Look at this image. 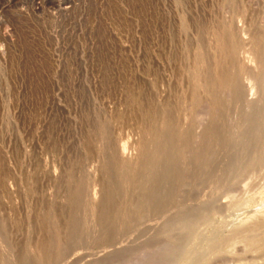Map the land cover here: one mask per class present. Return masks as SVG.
Instances as JSON below:
<instances>
[{
	"label": "rangeland",
	"instance_id": "1",
	"mask_svg": "<svg viewBox=\"0 0 264 264\" xmlns=\"http://www.w3.org/2000/svg\"><path fill=\"white\" fill-rule=\"evenodd\" d=\"M262 122L264 0H0V264H264Z\"/></svg>",
	"mask_w": 264,
	"mask_h": 264
},
{
	"label": "bare ground",
	"instance_id": "2",
	"mask_svg": "<svg viewBox=\"0 0 264 264\" xmlns=\"http://www.w3.org/2000/svg\"><path fill=\"white\" fill-rule=\"evenodd\" d=\"M199 55H200V53H199ZM201 57V56H200ZM206 80V79H205ZM208 82V81H207ZM263 89V88H262ZM248 90V89H247ZM248 93V92H247ZM248 98V97H247ZM252 101V100H251ZM249 102H250V99H249ZM247 105V104H246ZM262 118V117H261ZM263 124H264V122H262ZM261 123V124H262ZM256 130V129H255ZM262 130V129H261ZM256 136H258V134H255ZM263 136V135H262ZM264 138V137H263ZM261 139V138H260ZM257 140V139H256ZM263 140V139H262ZM260 142H263V141H261L260 140ZM253 143V142H252ZM255 143V142H254ZM259 144V143H258ZM258 144H257V146H258ZM259 146H262V147H264V142L262 143V144H259ZM252 147V146H251ZM254 147H256V146H254ZM256 148H258V147H256ZM251 149V148H250ZM259 149H261V147L259 148ZM263 149V148H262ZM261 149V150H262ZM261 150H259V151H261ZM251 151V150H250ZM258 150H257V152H255V153H257L258 154V152H259ZM253 152V151H252ZM260 153V152H259ZM261 154H262V156H261ZM121 158H126L127 157V155H126V152H125V150H123L122 152H121ZM260 158H259V160L257 161L259 164H263L261 161L264 159V149H263V151H261V153H260ZM255 157H257V156H255ZM259 157V156H258ZM257 157V158H258ZM250 159V158H249ZM128 160H130V159H128ZM250 160H252V159H250ZM129 162V161H128ZM250 162V161H249ZM256 162V161H255ZM261 162V163H260ZM251 163H252V161H251ZM258 163H257V165H258ZM253 167L254 166H256V164L255 165H252ZM261 167V166H260ZM256 168V167H255ZM247 173V172H246ZM243 174V173H242ZM240 178V177H239ZM246 181V180H245ZM249 181H252V180H249ZM252 188V187H251ZM253 189V188H252ZM248 193V192H247ZM253 217V216H252ZM258 217V216H257ZM251 219V218H250ZM255 219V221H256V218H254ZM260 219V218H259ZM258 219V220H259ZM252 220V219H251ZM261 220H263V219H261ZM253 221V223L255 222L254 220H252ZM260 221V220H259ZM251 222V221H250ZM257 224H258V222H257ZM258 226V225H257ZM252 227V226H251ZM239 229V228H238ZM237 230V229H236ZM254 230V229H253ZM259 231V230H258ZM237 232V231H236ZM259 233V232H258ZM238 235V234H237ZM236 237V236H235ZM232 238V237H231ZM235 239V238H234ZM233 240V239H232ZM240 240H242V239H240ZM228 241H230V240H228ZM247 241V240H246ZM264 241V240H263ZM223 242V241H222ZM227 242V241H226ZM253 242H254V240H253ZM219 243V242H218ZM225 243V242H224ZM262 244V243H261ZM224 245V244H223ZM236 245V244H235ZM216 246H217V244H216ZM244 246H245V244H244ZM215 247V246H214ZM218 247V246H217ZM210 248H212V247H210ZM220 248V247H219ZM215 249V248H214ZM210 251V250H209ZM256 251V250H255ZM258 251V250H257ZM211 252V251H210ZM260 252V251H259ZM210 254V253H209ZM218 254H220V252L218 253ZM258 254V253H257ZM213 256V255H212ZM215 256V255H214ZM204 257V256H203ZM199 259H201V257L199 258ZM212 261V260H211ZM263 261V260H262Z\"/></svg>",
	"mask_w": 264,
	"mask_h": 264
}]
</instances>
